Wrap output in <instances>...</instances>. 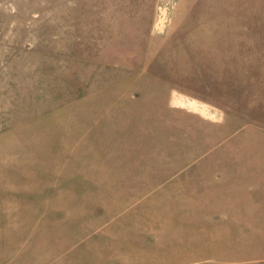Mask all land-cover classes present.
Listing matches in <instances>:
<instances>
[{
	"label": "rangeland",
	"instance_id": "1",
	"mask_svg": "<svg viewBox=\"0 0 264 264\" xmlns=\"http://www.w3.org/2000/svg\"><path fill=\"white\" fill-rule=\"evenodd\" d=\"M239 166L264 0H0V264H194Z\"/></svg>",
	"mask_w": 264,
	"mask_h": 264
},
{
	"label": "crops",
	"instance_id": "2",
	"mask_svg": "<svg viewBox=\"0 0 264 264\" xmlns=\"http://www.w3.org/2000/svg\"><path fill=\"white\" fill-rule=\"evenodd\" d=\"M239 168L248 171L215 206L209 197L201 203L204 219L191 234L193 249H200L194 264H264V172L257 171L264 167Z\"/></svg>",
	"mask_w": 264,
	"mask_h": 264
}]
</instances>
